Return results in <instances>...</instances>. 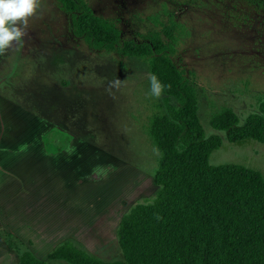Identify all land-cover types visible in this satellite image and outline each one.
<instances>
[{"label": "rangeland", "instance_id": "374dc122", "mask_svg": "<svg viewBox=\"0 0 264 264\" xmlns=\"http://www.w3.org/2000/svg\"><path fill=\"white\" fill-rule=\"evenodd\" d=\"M86 1L124 39L171 43L206 136L222 139L210 164L264 178V144L229 143L210 125L224 108L243 124L264 101V0ZM42 8L23 46L0 56V264H18L20 244L44 260L67 239L122 260L121 216L158 190L147 127L166 112V95H150L147 59L91 50L71 36L57 0ZM116 78L124 84L110 94Z\"/></svg>", "mask_w": 264, "mask_h": 264}, {"label": "trees", "instance_id": "16d2710c", "mask_svg": "<svg viewBox=\"0 0 264 264\" xmlns=\"http://www.w3.org/2000/svg\"><path fill=\"white\" fill-rule=\"evenodd\" d=\"M57 2L73 38L97 52L147 59L150 73L165 86L166 112L147 127L158 151L153 175L158 190L121 216L116 237L122 260L99 259L67 239L44 260L20 244L14 248L18 264H264V178L243 164H210L222 139L206 136L195 90L176 66L171 43L124 39L86 0ZM210 125L229 143L264 144V101L243 124L224 108Z\"/></svg>", "mask_w": 264, "mask_h": 264}, {"label": "clouds", "instance_id": "9594fccd", "mask_svg": "<svg viewBox=\"0 0 264 264\" xmlns=\"http://www.w3.org/2000/svg\"><path fill=\"white\" fill-rule=\"evenodd\" d=\"M42 11V0H0V56L23 46L29 21L38 18ZM147 79L150 95L159 98L165 86L152 73L147 75ZM123 84L124 81L119 78L110 80L106 91L112 94L113 90L119 91Z\"/></svg>", "mask_w": 264, "mask_h": 264}, {"label": "crops", "instance_id": "0c3cea01", "mask_svg": "<svg viewBox=\"0 0 264 264\" xmlns=\"http://www.w3.org/2000/svg\"><path fill=\"white\" fill-rule=\"evenodd\" d=\"M35 148H36V147H35ZM4 163H5V162H3V161H2V162H0V164H4Z\"/></svg>", "mask_w": 264, "mask_h": 264}]
</instances>
